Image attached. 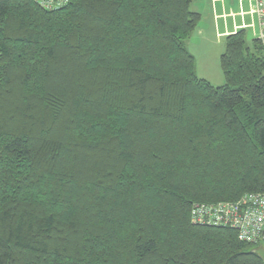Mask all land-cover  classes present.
<instances>
[{"label":"trees","instance_id":"obj_1","mask_svg":"<svg viewBox=\"0 0 264 264\" xmlns=\"http://www.w3.org/2000/svg\"><path fill=\"white\" fill-rule=\"evenodd\" d=\"M194 1L0 0V264H264L189 218L264 194V43L198 77Z\"/></svg>","mask_w":264,"mask_h":264},{"label":"rangeland","instance_id":"obj_2","mask_svg":"<svg viewBox=\"0 0 264 264\" xmlns=\"http://www.w3.org/2000/svg\"><path fill=\"white\" fill-rule=\"evenodd\" d=\"M190 8L200 13L194 31L185 41L189 52L195 55L196 75L203 73L213 85H222L219 58L225 50L226 36L216 32L226 30L230 34L245 29L246 40L250 41L256 28L253 0H196Z\"/></svg>","mask_w":264,"mask_h":264},{"label":"built area","instance_id":"obj_3","mask_svg":"<svg viewBox=\"0 0 264 264\" xmlns=\"http://www.w3.org/2000/svg\"><path fill=\"white\" fill-rule=\"evenodd\" d=\"M48 3L46 0H41ZM257 38L264 43V0H253ZM193 224L228 227L245 242L264 244V194L246 193L235 201L194 202L189 209Z\"/></svg>","mask_w":264,"mask_h":264},{"label":"crops","instance_id":"obj_4","mask_svg":"<svg viewBox=\"0 0 264 264\" xmlns=\"http://www.w3.org/2000/svg\"><path fill=\"white\" fill-rule=\"evenodd\" d=\"M232 2H236L237 0H231ZM256 19V18H255ZM216 29H217V27H216ZM240 30V29H239ZM245 30V29H244ZM257 23H256V28H255V32H254V34H253V37L252 38H257ZM233 33V32H232ZM228 34V32L225 30V31H217L216 32V35H219V36H226ZM187 49H188V47H187ZM189 51V50H188ZM192 56L194 57V61H195V55L192 53ZM196 69H197V65H196V62H195V67H194V70L196 71ZM195 74H196V72H195ZM199 75L200 76H202V77H200V76H198V77H200V78H204L205 79V77H204V74L203 73H200L199 72ZM206 78H208V77H206ZM207 80V79H206ZM210 82V81H209Z\"/></svg>","mask_w":264,"mask_h":264},{"label":"water","instance_id":"obj_5","mask_svg":"<svg viewBox=\"0 0 264 264\" xmlns=\"http://www.w3.org/2000/svg\"><path fill=\"white\" fill-rule=\"evenodd\" d=\"M252 251L256 252L264 263V246L258 245L255 248H253Z\"/></svg>","mask_w":264,"mask_h":264}]
</instances>
